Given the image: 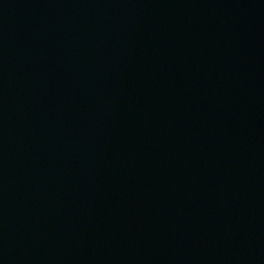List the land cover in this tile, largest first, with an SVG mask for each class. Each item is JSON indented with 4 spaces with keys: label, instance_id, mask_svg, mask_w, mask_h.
<instances>
[{
    "label": "water",
    "instance_id": "water-1",
    "mask_svg": "<svg viewBox=\"0 0 264 264\" xmlns=\"http://www.w3.org/2000/svg\"><path fill=\"white\" fill-rule=\"evenodd\" d=\"M0 264H264V0H0Z\"/></svg>",
    "mask_w": 264,
    "mask_h": 264
}]
</instances>
